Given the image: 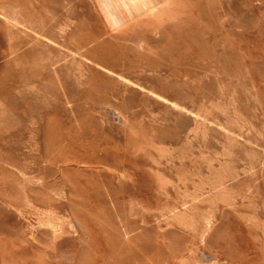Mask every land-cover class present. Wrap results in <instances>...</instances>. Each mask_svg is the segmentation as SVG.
<instances>
[{"label":"rangeland","instance_id":"obj_1","mask_svg":"<svg viewBox=\"0 0 264 264\" xmlns=\"http://www.w3.org/2000/svg\"><path fill=\"white\" fill-rule=\"evenodd\" d=\"M0 264H264V0H0Z\"/></svg>","mask_w":264,"mask_h":264}]
</instances>
